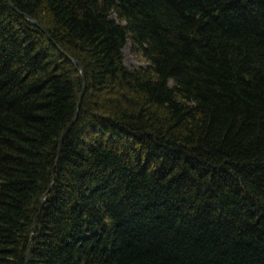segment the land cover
I'll return each mask as SVG.
<instances>
[{"label":"trees","instance_id":"trees-1","mask_svg":"<svg viewBox=\"0 0 264 264\" xmlns=\"http://www.w3.org/2000/svg\"><path fill=\"white\" fill-rule=\"evenodd\" d=\"M42 199L27 264H264V0H0V264Z\"/></svg>","mask_w":264,"mask_h":264},{"label":"water","instance_id":"water-1","mask_svg":"<svg viewBox=\"0 0 264 264\" xmlns=\"http://www.w3.org/2000/svg\"><path fill=\"white\" fill-rule=\"evenodd\" d=\"M27 18H28V20H29L31 23H33L34 25H36L37 27H39V28H40V29H41V30L47 35L48 38H50L49 33L47 32L46 28H45L40 22H38L37 20L31 18L30 16H28ZM72 60H73V62H74L76 65H78V66L80 67V72H81V77H82V88H81V91H80L79 101H78V106H79V103H80V101H81V98H82L83 93H84L85 88H86V76H85L84 69L82 68L81 64H80L78 61L74 60V59H72ZM76 115H77V114H75L74 118L71 120V122L68 124V126H67L66 129L64 130V132H63V134H62V136H61V138H60V141H59V143H60L59 146H61V143H62V140H63V137H64L65 133L67 132V130L69 129V127L72 125V123L75 121V119H76ZM56 164H57V160H56V162H55V165H56ZM55 165H54V166H55ZM54 179H55V167L53 168L52 181H51V184H50V188H51V186H52L53 183H54ZM43 204H44V200L42 199V200L40 201V204H39V210H38V212L36 213V215L34 216L33 225H32V227H31L30 239H29V242H28V245H27V250H26V253H25V261H24V264H27L28 259H29L30 249H31V243H32V240H33V237H34V230H35V227H36V224H37V218H38V215H39L40 212H41V209H42V207H43Z\"/></svg>","mask_w":264,"mask_h":264},{"label":"rangeland","instance_id":"rangeland-1","mask_svg":"<svg viewBox=\"0 0 264 264\" xmlns=\"http://www.w3.org/2000/svg\"><path fill=\"white\" fill-rule=\"evenodd\" d=\"M124 62L127 66L129 67H134L137 65H144L146 62L144 59L139 58L131 48V43L127 42L126 45L124 46Z\"/></svg>","mask_w":264,"mask_h":264}]
</instances>
